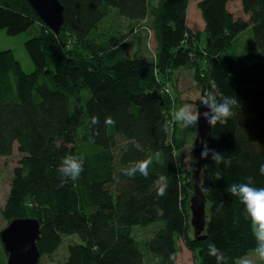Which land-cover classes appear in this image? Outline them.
<instances>
[{"label":"trees","instance_id":"obj_1","mask_svg":"<svg viewBox=\"0 0 264 264\" xmlns=\"http://www.w3.org/2000/svg\"><path fill=\"white\" fill-rule=\"evenodd\" d=\"M58 1L64 21L55 35L25 0H0L7 35L38 25L24 43L33 72L21 69L12 50L0 51V157L11 156L15 144L21 155L4 220L39 223L41 258L64 236H77L64 264H177L181 241L201 264H237L259 250L253 225L264 207V0L199 1L203 47L187 22L189 0ZM235 1L242 18L228 9ZM148 17L155 61L127 57L124 41ZM249 28L258 58L239 67L228 50ZM189 64L215 110L202 151L200 241L190 225L195 166L184 170L176 157L197 127L172 122L155 73Z\"/></svg>","mask_w":264,"mask_h":264},{"label":"rangeland","instance_id":"obj_2","mask_svg":"<svg viewBox=\"0 0 264 264\" xmlns=\"http://www.w3.org/2000/svg\"><path fill=\"white\" fill-rule=\"evenodd\" d=\"M201 0H189L187 6V22L193 30H195L199 36L200 46L206 45V35L204 31V22L201 17L198 3ZM152 4L156 3V0H151ZM228 9L234 13L235 16L244 17L239 1L228 4ZM120 24V21H118ZM122 24L126 25V21L122 20ZM109 24V23H108ZM122 24L118 26V29L122 32L129 30L122 27ZM149 17L143 22L134 23L131 33L124 41L126 45L127 57H133L136 53H139L142 57L155 61L156 59V45L153 37L152 30L150 28ZM114 25V27H116ZM38 30V25H35L27 32L9 36L6 30H0V51L12 50L16 59L20 62L21 69L25 73H31L34 71V65L30 60L24 43ZM135 31V32H134ZM258 47L254 41L252 32L247 29L239 39H236L233 46L228 50V55L234 58L237 66H246L257 61ZM47 65L50 69H53L50 54L46 55ZM158 75L159 80H164L163 92H166L168 101L171 103L173 123H177L179 128L187 127L193 128L196 125L197 107L196 102L200 100L202 94V79L197 80L195 71L192 65H186L174 71H168L164 69L160 73L155 72ZM161 93V92H160ZM172 126L169 127L171 133ZM196 135L189 137V141L183 149L178 150L176 153L177 160L182 163L183 169L191 171L194 169L196 161L192 158L193 142ZM21 155L17 151V145L13 146V152L11 156L0 157V231L5 229L8 223L4 220L1 210L4 208L7 201L10 185L13 178L14 168L18 166V162ZM253 229L258 237L260 243V249L250 251L245 257L240 259L237 264H264V207L258 212V217L254 222ZM139 238H143L141 233H137ZM80 243V239L77 236H64L59 249L50 257H40L39 264H64L67 258L68 248L70 245H76ZM180 252L177 258V264H201V260L197 254L193 255L189 249L184 246V243L179 242ZM7 263V256L2 247H0V264Z\"/></svg>","mask_w":264,"mask_h":264},{"label":"water","instance_id":"obj_3","mask_svg":"<svg viewBox=\"0 0 264 264\" xmlns=\"http://www.w3.org/2000/svg\"><path fill=\"white\" fill-rule=\"evenodd\" d=\"M41 23L55 35H59L64 21V8L58 0H25ZM197 135L193 142L192 158L196 161L193 173V195L190 199V225L198 241L205 239L206 200L202 193L200 171L204 142L210 135L215 121V110L210 100L209 89L203 90L196 102ZM40 236L39 223L34 219H16L0 231V241L7 253L6 264H38L40 253L36 242Z\"/></svg>","mask_w":264,"mask_h":264},{"label":"flooded vegetation","instance_id":"obj_4","mask_svg":"<svg viewBox=\"0 0 264 264\" xmlns=\"http://www.w3.org/2000/svg\"><path fill=\"white\" fill-rule=\"evenodd\" d=\"M193 166H194V164H193Z\"/></svg>","mask_w":264,"mask_h":264}]
</instances>
